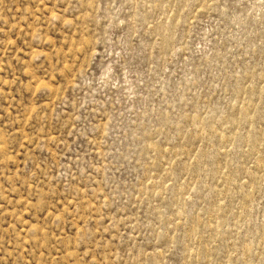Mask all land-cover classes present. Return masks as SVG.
Instances as JSON below:
<instances>
[{
  "label": "rangeland",
  "instance_id": "obj_1",
  "mask_svg": "<svg viewBox=\"0 0 264 264\" xmlns=\"http://www.w3.org/2000/svg\"><path fill=\"white\" fill-rule=\"evenodd\" d=\"M0 264H264V0H0Z\"/></svg>",
  "mask_w": 264,
  "mask_h": 264
}]
</instances>
